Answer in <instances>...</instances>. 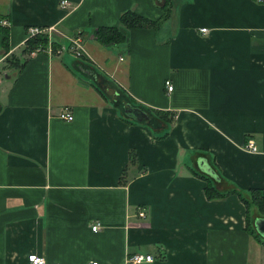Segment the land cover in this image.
Masks as SVG:
<instances>
[{"label": "crops", "instance_id": "obj_1", "mask_svg": "<svg viewBox=\"0 0 264 264\" xmlns=\"http://www.w3.org/2000/svg\"><path fill=\"white\" fill-rule=\"evenodd\" d=\"M159 7L0 0V264H264L242 202L207 200L193 175L264 190V0H171L162 21ZM128 11L156 25L99 45ZM30 27L53 28L56 50L80 36L83 58L24 53Z\"/></svg>", "mask_w": 264, "mask_h": 264}, {"label": "trees", "instance_id": "obj_2", "mask_svg": "<svg viewBox=\"0 0 264 264\" xmlns=\"http://www.w3.org/2000/svg\"><path fill=\"white\" fill-rule=\"evenodd\" d=\"M159 8L162 10L163 14L161 17V21L165 20L170 15L171 10V0H157ZM156 23L148 22L144 18L136 15L135 13L128 11L123 13L120 16L119 26L117 27H100L94 31L93 38L94 40L101 46L109 47L120 45L125 42L127 39V31L144 28V27H153ZM4 44L7 40V32H4ZM47 46V39L45 36H35L29 38L27 41V46L23 50L24 53H32L36 49L41 48L44 49ZM53 50H56V45L52 46ZM129 104H126V108ZM146 113L149 114L150 118L152 119L153 116L146 110ZM194 176L199 177L200 179L207 182V186L205 187V196L206 199L209 201H218L224 200L228 196L235 195L240 202L244 205L246 209V227L248 228L250 234L256 240V242L262 243L257 235L254 234L253 230L250 229V221H251V209L255 208L259 215H264V190L260 189H251L246 192L239 191L236 188H228L224 189V191H220L219 189L222 186L226 185V182L218 176L217 182L215 180H211L208 177L198 173L193 172ZM217 183L219 189L217 187ZM227 186V185H226ZM252 224V221L251 223Z\"/></svg>", "mask_w": 264, "mask_h": 264}, {"label": "built area", "instance_id": "obj_3", "mask_svg": "<svg viewBox=\"0 0 264 264\" xmlns=\"http://www.w3.org/2000/svg\"><path fill=\"white\" fill-rule=\"evenodd\" d=\"M60 6L62 9H68L69 3L67 1H62L60 3ZM1 26H7V22L0 21ZM201 33L205 34L207 33L206 29H201ZM28 38H32L35 36H45L47 38V51L50 52V47L53 46L54 41H56V38L54 36L55 32L53 28L43 29L38 27H30L27 29ZM55 38V40H54ZM41 49H37L35 52L40 51ZM58 55H61L63 53H68L73 55L75 58L80 59L83 58V49H82V39L80 36H75L74 38L70 39L68 45L66 47L59 45L58 49L56 50ZM122 59V58H121ZM120 59V60H121ZM168 92H172L173 87L169 82L165 83ZM58 118L62 121L71 122L73 120V117L69 112H62L60 115H58ZM244 150L255 153L256 149L252 141H248L246 145L244 146ZM140 218L145 217V210H141L138 214ZM99 225L92 226V231L96 232L99 230ZM154 262V257L151 255H144V254H134L132 256H129L125 260V264H151ZM26 264H46L45 259L42 256H39L37 254H31L27 256ZM88 264H98L97 262H90Z\"/></svg>", "mask_w": 264, "mask_h": 264}, {"label": "water", "instance_id": "obj_4", "mask_svg": "<svg viewBox=\"0 0 264 264\" xmlns=\"http://www.w3.org/2000/svg\"><path fill=\"white\" fill-rule=\"evenodd\" d=\"M125 114L132 117L137 122H144L148 120V116L144 112L139 109L132 108L131 106L127 107ZM255 225L257 226L258 232L264 236V219H256Z\"/></svg>", "mask_w": 264, "mask_h": 264}, {"label": "rangeland", "instance_id": "obj_5", "mask_svg": "<svg viewBox=\"0 0 264 264\" xmlns=\"http://www.w3.org/2000/svg\"><path fill=\"white\" fill-rule=\"evenodd\" d=\"M226 187H227L226 185L223 186V188H226ZM223 188H221L220 191H224ZM254 211H256V209H255V208H252V209H251V213L254 212ZM254 217H255V216L252 214L251 221H252V219H253ZM257 217H258V216H257ZM260 217H264V215H260ZM245 220H246V218H245ZM251 221H250V223H251ZM250 223H249V225H250V227H252V224H250ZM247 227H249V226H247ZM263 251H264V250H263Z\"/></svg>", "mask_w": 264, "mask_h": 264}]
</instances>
